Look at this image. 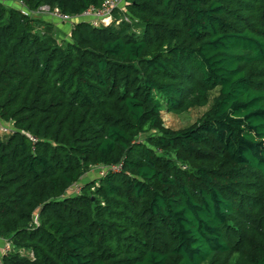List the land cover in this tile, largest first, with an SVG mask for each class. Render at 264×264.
Segmentation results:
<instances>
[{
	"label": "trees",
	"instance_id": "obj_1",
	"mask_svg": "<svg viewBox=\"0 0 264 264\" xmlns=\"http://www.w3.org/2000/svg\"><path fill=\"white\" fill-rule=\"evenodd\" d=\"M103 2H0V264H264V0Z\"/></svg>",
	"mask_w": 264,
	"mask_h": 264
},
{
	"label": "built area",
	"instance_id": "obj_2",
	"mask_svg": "<svg viewBox=\"0 0 264 264\" xmlns=\"http://www.w3.org/2000/svg\"><path fill=\"white\" fill-rule=\"evenodd\" d=\"M124 1L125 0H104L101 7H91L84 11L82 14L74 17L63 15L57 9L51 10L47 6H41L35 12H24L28 13L30 16H51L52 18H55L61 22L68 24H73L74 21H85L88 22L94 28H100L108 27L115 22L114 12L123 8ZM0 2L3 4H9V0H0ZM20 7L23 6L20 4ZM123 19L126 20L125 17H123ZM119 22H121V20H118L116 24H118ZM3 242V254H5L10 249V244L4 240Z\"/></svg>",
	"mask_w": 264,
	"mask_h": 264
},
{
	"label": "rangeland",
	"instance_id": "obj_3",
	"mask_svg": "<svg viewBox=\"0 0 264 264\" xmlns=\"http://www.w3.org/2000/svg\"><path fill=\"white\" fill-rule=\"evenodd\" d=\"M11 5V4H10ZM16 4H14L15 6ZM18 6H20V4H18ZM124 7V4H123ZM25 12L27 11V9L24 7H21ZM34 18L38 19V20H42V22L44 23H49L52 24L54 27V32L55 35H57L58 40H66L68 39V35L71 31V27L72 24H68V23H64L61 22L55 18H52L51 16H43V15H39V16H34ZM40 31H42L41 28H39ZM206 111V109L203 110H195V111H190L188 113H184L182 115H175L173 113L167 114L164 117L165 120V125L166 127L173 129V130H180V129H184L186 127L191 126L192 124H194L199 118H201V116L204 114V112ZM11 131V126L8 123H3L0 126V137H4L7 134H9V132ZM145 137L142 136L140 139L143 140ZM100 173V169H94L92 170L89 174H87L83 179V182H87L90 181L92 179H94L96 177V175H98ZM78 190H76L77 192ZM70 195L73 194V192L69 193ZM3 249H4V242L3 240H0V258L3 254Z\"/></svg>",
	"mask_w": 264,
	"mask_h": 264
}]
</instances>
